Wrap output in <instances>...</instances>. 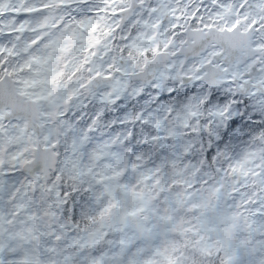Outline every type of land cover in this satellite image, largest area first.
Here are the masks:
<instances>
[{
	"label": "clouds",
	"instance_id": "clouds-1",
	"mask_svg": "<svg viewBox=\"0 0 264 264\" xmlns=\"http://www.w3.org/2000/svg\"><path fill=\"white\" fill-rule=\"evenodd\" d=\"M219 2L227 11L211 0L53 6L52 40L91 24L37 76L35 64L20 70L32 33L10 43L8 32L38 18L12 9L38 0H0V215L25 217L0 229L5 264H264V74L244 73L252 57L237 45L241 75H204L221 64L208 53L224 52V36L264 41V0ZM57 73L27 90L45 99L21 94V81ZM125 209L137 213L127 222Z\"/></svg>",
	"mask_w": 264,
	"mask_h": 264
},
{
	"label": "snow or ice",
	"instance_id": "snow-or-ice-1",
	"mask_svg": "<svg viewBox=\"0 0 264 264\" xmlns=\"http://www.w3.org/2000/svg\"><path fill=\"white\" fill-rule=\"evenodd\" d=\"M68 0H38V7H25L21 9H12L13 12L21 13L24 16H29L33 14H38V18L32 23V25L28 28L25 27V24L28 23L25 21L24 23H17V25L12 28L8 32V37H13L10 40V43H15L17 40L20 39L19 34L24 33L27 36L28 33H32V36L28 37L24 41L23 51L28 53L31 50L29 55V62L26 65H22L20 70L23 71L24 66L28 68H32V65L35 64L37 66V73L36 75L39 76L41 72L47 71L48 69L45 67L49 64V62L53 59L52 53L61 50H67L69 47L72 46V42L77 41L82 38L80 29H87L88 26L91 24V21L87 18L83 20H79L76 22V27H66L67 34L59 36L58 39L52 40L48 34H46V29L49 27H55V24L49 25L48 23V16L46 12L49 8L53 6H62L66 5ZM103 3H115L116 0H102ZM211 3L217 6L220 9L227 11V7L224 3H220L219 0H211ZM3 8V5L0 4V9ZM155 11V10H154ZM118 14V13H117ZM162 15L165 18H168L171 22L169 23V27L172 29H178L180 25L175 21L181 19L180 16H176L173 10H165ZM195 20V16H193ZM146 23V22H145ZM239 21L232 24L230 27L225 26L219 29L220 34L224 33H234L238 27ZM148 27H159L160 25H147ZM212 28L211 25L205 24L204 29L206 31H210ZM249 30L256 29V21L253 20L251 24L248 26ZM92 30H95V26H92ZM205 37L203 34H197L193 37L194 40H203ZM93 43H98V41H93ZM218 43L224 48V52L213 50L208 53L210 57H217L222 56L221 64L213 67L210 71H206L204 73L205 76H211L213 78L214 83H221L225 80L231 82L232 76L241 75L239 72L240 69V58L233 57V52L236 49V46L239 45L242 49V55L245 57H252L251 63L244 68V73H249L252 71L264 74V41H248L246 39L236 40L231 36H224L222 39L218 41ZM250 45V46H249ZM168 45H165L167 47ZM3 47V41L0 40V48ZM91 47V45H89ZM155 51V49H154ZM94 54V53H93ZM202 63L205 65H211V60H203ZM228 65V66H223ZM253 65H258V67H253ZM111 67V66H109ZM235 69L236 71H233ZM201 71L200 68L196 69V72L199 73ZM232 73V76L228 74ZM59 73L53 75L51 79L48 80H24L21 81L20 84L24 91L21 92L22 95H27L32 97L34 100L45 99L44 96L34 95L33 93L27 91L35 86L37 82L40 83H48L53 84L57 81L59 77ZM99 73H97V76ZM110 78V77H109ZM197 79L202 77L197 76ZM245 83H248L245 80ZM54 91V89H53ZM4 87L0 85V95H3ZM51 93H49L50 95ZM247 115L246 113L236 117L235 119L243 120L244 116ZM3 118V117H0ZM47 139V137H45ZM54 147V145H53ZM11 194V193H9ZM22 209H14L13 211L9 212L6 216L0 215V229H3L9 224L13 223V219H24L25 217L21 215ZM258 211V210H257ZM135 211H128L125 209L123 211L122 219L127 222L129 217L136 216ZM78 226V225H77ZM59 239V236L56 237ZM121 244H124V241H121ZM8 251L15 253L17 251L16 248L9 245ZM5 251L2 245H0V255ZM0 264H5L3 259H0ZM10 264H33L30 260H25L23 262H10ZM120 264H124V261H121ZM126 264H152L150 260L139 261L135 256L129 257L127 259Z\"/></svg>",
	"mask_w": 264,
	"mask_h": 264
}]
</instances>
